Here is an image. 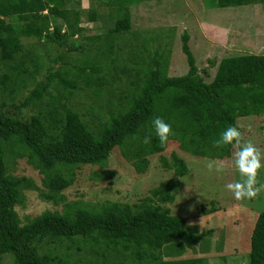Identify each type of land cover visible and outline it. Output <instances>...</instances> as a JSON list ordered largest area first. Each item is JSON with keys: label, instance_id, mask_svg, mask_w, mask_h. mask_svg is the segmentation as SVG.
I'll use <instances>...</instances> for the list:
<instances>
[{"label": "trees", "instance_id": "16d2710c", "mask_svg": "<svg viewBox=\"0 0 264 264\" xmlns=\"http://www.w3.org/2000/svg\"><path fill=\"white\" fill-rule=\"evenodd\" d=\"M104 1L113 27L104 35L84 37L90 43L84 50L82 43L75 46L72 40L83 34L85 15L89 22L98 20L97 11L75 7L78 0H0V264L6 256L13 264H51L37 245L47 235L72 237L102 231L113 240H130L147 255L157 254L171 243L198 245L205 233H189V218L173 214L167 207L181 191V179L191 172L177 153L170 160L161 156L163 168L173 171L175 178L153 190L156 199L145 197L133 204L67 202L63 192L74 182V169L103 166L129 141L135 144L132 158L138 173L147 170L150 158L165 152L172 140L180 143L182 151L211 160L230 157L231 147L238 145L245 162H252L244 149L238 120L264 116V54L227 57L218 65L210 60L217 70L207 82L185 33L182 51L189 70L183 76L170 77L169 59L160 48L162 30L134 31L130 11L133 6L162 0ZM257 4L264 5V0H210L209 5L218 10ZM33 39L36 45L24 43ZM120 43L128 47L125 61ZM55 47L86 51L90 58L73 68L75 74L66 64L56 70L63 56L51 57ZM42 73L44 78L40 79ZM121 74L129 76L126 89L117 86ZM87 91L101 98L97 105L105 109L93 127L72 103ZM33 107L37 113H24ZM11 145L16 150L13 153L26 156L45 174L43 183L50 192L42 197L57 203L61 194V201L71 210H47L22 223L17 206L22 202L25 180L9 173L6 155ZM68 173L73 174L70 179ZM206 208H201L204 215L218 211L215 204ZM224 260L228 263V258ZM162 264L210 261L169 260ZM246 264H264V211L257 218Z\"/></svg>", "mask_w": 264, "mask_h": 264}, {"label": "rangeland", "instance_id": "374dc122", "mask_svg": "<svg viewBox=\"0 0 264 264\" xmlns=\"http://www.w3.org/2000/svg\"><path fill=\"white\" fill-rule=\"evenodd\" d=\"M209 4L210 0L207 2L163 0L159 4L151 2L140 7H131L134 31L144 34V30L154 33H160L162 30L163 39L160 48L165 49L164 52L169 59L168 75L170 77L183 76L189 70L186 55L182 51V36L185 33L190 36V48L207 82L212 81L218 63L224 58L264 54V5L217 10ZM74 6L84 11L97 9L99 12L100 19L95 24L89 23L87 15L84 16L82 25L87 29L86 34L104 35L113 27L114 21L108 20L109 11L105 5L98 6L95 0H81L79 5ZM84 37L86 36H79L72 42L75 46L82 43L86 50L90 47V43ZM24 43L36 45L37 42L33 39L24 40ZM120 45L124 49L122 58L125 61L128 47H125L124 43ZM37 47L43 53V46L38 44ZM30 48L31 45H28L27 49ZM154 49L156 45L151 52ZM59 55L63 56V61L59 60L55 65L56 70L66 64L73 74L76 73L73 71L76 65H81L88 57L90 58L86 51L68 52L65 47H55L51 57L57 58ZM210 60L215 61L217 65L212 66ZM121 63L124 64L123 61ZM205 70L208 75L204 72ZM125 76L121 74L122 80L117 84L120 89L130 86L129 76ZM39 78L43 79L44 73ZM30 88L32 89L33 86ZM29 91L24 92L20 102ZM101 101L102 99L97 98L92 91H87L77 96L72 103L75 110L83 114L84 119H88L93 127L98 124V114L105 111L98 106ZM36 111L33 107L24 113L29 115L37 113ZM238 127L253 161L250 167L244 164V154H241L238 145L231 147L230 157L211 160L209 157H196L182 151L179 148L180 143L172 140L168 143L165 152L150 158L147 170L138 173L132 158L135 144L129 141L125 147L114 151L103 166L85 165L74 169V182L63 194L69 204L78 201L94 205L109 201L133 204L145 197L156 199L157 196L153 190L163 182L175 178L173 171H166L163 168L161 156L170 160L171 155L177 153L186 160L191 172L181 179L183 187L177 194L175 202L168 204L167 207L173 214L188 217L189 229L199 232L201 228L203 232L206 231L210 243L213 240L215 243L218 240L225 243L223 250H226V242L231 240L233 228L234 235L239 238L241 235L247 238L248 231L252 228L248 240L249 249H251V237L256 224L254 217L264 210V184L258 185L264 183V180L254 178L253 181H248L245 178L249 172L257 175L264 174V116L239 119ZM12 145L11 151L8 150L6 155L9 173L15 178L25 180L21 188L22 202L17 206L22 223L29 222V219L47 210L61 212L71 210L67 209L66 203L61 201V194L57 203L42 197L50 192L43 183L45 174L30 164L26 156L19 157L13 153L16 150L12 148ZM243 172L246 177L242 174ZM72 175L68 173L66 177L70 179ZM211 204H215L218 211L204 215L201 212L202 206L210 208ZM243 215L251 217L250 227L248 219ZM37 239L34 240L36 244ZM37 245L40 254H45L51 264H162L170 258L146 257L147 251L135 248L130 240H113L105 237L102 231L72 237L47 235ZM245 251L237 250L235 252L237 255H229L228 263L224 260L227 258L226 254L210 259L212 264H243L245 259L246 263L248 261ZM2 264H13L10 256H6Z\"/></svg>", "mask_w": 264, "mask_h": 264}, {"label": "crops", "instance_id": "0c3cea01", "mask_svg": "<svg viewBox=\"0 0 264 264\" xmlns=\"http://www.w3.org/2000/svg\"><path fill=\"white\" fill-rule=\"evenodd\" d=\"M78 1L80 2L81 0H78ZM95 1L97 2L98 6L101 4V5H105L107 7V5H106L104 0H95ZM152 2H155V1H152ZM148 3H151V2H148ZM156 3L159 4L161 2H156ZM140 5L143 6V4H140ZM140 5H136V7H140ZM144 5H147V3H144ZM91 10H95V11L98 12L97 9H90V10H87V11L90 12ZM87 11H85V12H87ZM108 11H109V9H108ZM98 15H99V12H98ZM99 19L100 18L98 16V20ZM98 20L96 22H89V23H94L95 24V23L98 22ZM82 27H83V25H82ZM83 29H84V32H83V34L81 36H86V37L87 36L88 37L100 36V35H93L92 36V35L86 34L87 29H85L84 27H83ZM250 118H255V117H246L245 119H250ZM244 149L246 150V152L249 153V151L246 148L245 144H244ZM243 162H244V164L247 167H250L253 164V161L250 164L246 163L245 160ZM242 174L245 175L244 172ZM246 175H247V177L249 179H247ZM246 175H245V177H246L245 179L248 180V181H251V180L253 181L254 178H259V180H262V179L264 180V174L263 175H261V174L257 175V174H254L253 172H249ZM262 184H264V183H260L258 185H262ZM243 216L248 219L249 227H250V225H251V220H250L251 217H248L246 215H243ZM258 216H259V214L255 215V217H254L255 222L257 221ZM255 222H253V223H255ZM246 223H248V222H246ZM237 226H238V224H237ZM189 227H190V224L188 223L187 224V231L189 233L199 234V233L203 232V230L201 228H200L199 232H195L191 228L189 229ZM251 229L248 231L247 238L244 237L243 235H241V238H239V237L234 235V228H233L232 229V233H231L232 235L230 237L231 240H228V242H226V244H227L226 250H223L225 248L223 246L225 243H222L219 240L216 243L214 242V240L210 243V239H209V237H207L208 236L207 232L204 231L205 237L202 239V241L198 245H193L191 247H187L184 242L171 243V244H168L165 247H163L158 253L156 252L157 254L151 253L150 255H147V254H145V255H146V257H170L168 260H165V261H169V260L173 261V260L208 259L210 261V264H212V259H210V258L220 257V256H223L224 254H226V257L228 258V256L231 255V254L232 255H237V254H235V252L237 250H241L242 252L244 250H246L245 252H247V253H244V254H247V256H248L250 254V252H251V249H249V241H248L249 237H250ZM251 239H252V237H251ZM228 248L231 249L232 251L229 250ZM241 259H242V257H241ZM244 263L246 264V259H245Z\"/></svg>", "mask_w": 264, "mask_h": 264}]
</instances>
